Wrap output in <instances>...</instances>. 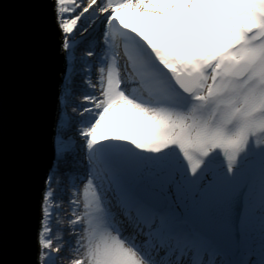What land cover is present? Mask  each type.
Wrapping results in <instances>:
<instances>
[{
	"label": "snow or ice",
	"instance_id": "obj_1",
	"mask_svg": "<svg viewBox=\"0 0 264 264\" xmlns=\"http://www.w3.org/2000/svg\"><path fill=\"white\" fill-rule=\"evenodd\" d=\"M49 3L65 68L29 264H264V0Z\"/></svg>",
	"mask_w": 264,
	"mask_h": 264
},
{
	"label": "water",
	"instance_id": "obj_2",
	"mask_svg": "<svg viewBox=\"0 0 264 264\" xmlns=\"http://www.w3.org/2000/svg\"><path fill=\"white\" fill-rule=\"evenodd\" d=\"M64 68L49 0H0V264L35 258Z\"/></svg>",
	"mask_w": 264,
	"mask_h": 264
},
{
	"label": "trees",
	"instance_id": "obj_3",
	"mask_svg": "<svg viewBox=\"0 0 264 264\" xmlns=\"http://www.w3.org/2000/svg\"><path fill=\"white\" fill-rule=\"evenodd\" d=\"M78 55H82V52L81 53H78ZM78 91H83L82 89H78Z\"/></svg>",
	"mask_w": 264,
	"mask_h": 264
}]
</instances>
